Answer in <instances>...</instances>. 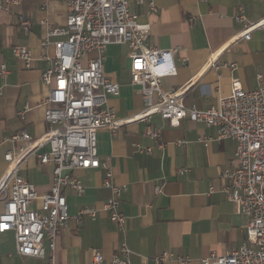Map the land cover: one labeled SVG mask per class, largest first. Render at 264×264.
Segmentation results:
<instances>
[{
  "label": "crops",
  "instance_id": "obj_1",
  "mask_svg": "<svg viewBox=\"0 0 264 264\" xmlns=\"http://www.w3.org/2000/svg\"><path fill=\"white\" fill-rule=\"evenodd\" d=\"M154 3L155 12L147 7L136 10L138 22L149 24V45L177 50L176 74L161 80L165 91L181 88L186 106L205 110L214 106L219 96L230 93L233 79H238L245 90L264 85V28L252 31L250 39L244 40L238 35L245 25L232 18L236 5L241 4L247 18L258 21L264 17V0ZM65 16L66 8L59 1H50L43 7L42 0H22L9 11H0V64L8 70L0 80V179L7 169L4 154L12 148L7 139L13 133L24 128L33 139H40L50 130L44 120L49 86L41 81L47 62L40 41L46 28L62 26ZM21 19L30 21L28 29ZM15 45L29 49L30 67L13 56ZM48 53H53L52 48ZM127 53L124 45H108L103 71L119 85L118 94L109 96L107 105L117 118L130 120L114 133L101 128L96 135L98 156L109 158L115 182L125 186L120 201V210L127 218L125 229L118 230L103 212L94 219L83 216L76 221L80 208H99L109 197L101 184L102 169L76 171L84 193L78 196L65 190L71 219L57 235L56 263L93 264L92 249H97L102 255L101 263L109 264L121 243L129 249L130 264H156L154 257L166 251L188 256L191 264H201L200 259L210 253L221 255L238 248L244 242L247 218L227 201L220 178L233 157L234 141L217 140L214 127L187 118L176 127L158 114L148 121L135 118L143 110V102L130 83ZM22 109L24 120L17 116ZM147 126L159 132V145L145 135ZM202 137L213 139L205 146L199 140ZM144 147H150L151 152H143ZM183 168L187 170L180 173ZM50 170V166H40L31 156L18 174L41 194L48 191ZM44 245L48 255L47 242ZM0 264H46V260L17 256L12 234L4 233L0 234Z\"/></svg>",
  "mask_w": 264,
  "mask_h": 264
},
{
  "label": "built area",
  "instance_id": "obj_2",
  "mask_svg": "<svg viewBox=\"0 0 264 264\" xmlns=\"http://www.w3.org/2000/svg\"><path fill=\"white\" fill-rule=\"evenodd\" d=\"M21 1L0 0V11H9ZM50 1H59L66 8L64 24L47 27L40 41L47 62L41 81L49 86L44 100V120L51 127L40 139H33L24 128L7 139L12 148L4 154L7 169L0 179V234H12L15 254L57 264L56 238L71 219L65 190H72L78 196L84 193L83 183L75 174L79 170L102 169L101 184L109 191V197L99 208H80L76 221L80 222L83 216L94 219L98 212H103L118 230L125 229L127 218L120 210L125 186L115 182L109 158L98 156L96 137L99 129L107 128L114 133L130 120L117 118L107 105L108 97L118 94L119 85L103 71L106 47L124 45L130 60V83L143 102V110L135 118L148 121L150 116L158 114L172 127L187 118L214 127L215 139H230L235 143L233 157L220 178L227 201L247 218L244 242L221 255L210 253L200 263L264 264V85L245 90L238 79H233L230 93L219 96L214 106L205 110L186 106L183 89L165 91L161 84L163 78L176 74L177 50L149 45V24L138 22L136 9L147 7L155 12L154 0H42L43 7ZM232 18L245 25L238 35L244 40L250 39L252 31L264 28V17L250 21L241 4L236 5ZM21 24L28 29L30 21L21 19ZM50 48L52 54L48 53ZM12 54L25 67H30L32 57L28 48L15 45ZM7 74L6 66L0 64V80ZM257 79L261 80L260 74ZM24 115L25 109L17 112L21 120ZM145 135L159 145L160 134L156 129L147 126ZM212 139L199 140L208 146ZM142 151L149 153L151 148L144 147ZM31 156L40 166L51 168L45 193L39 194L34 185L18 174ZM186 170L183 168L180 173ZM158 191L155 187V192ZM33 204L36 206L32 207ZM128 254L126 244L121 243L109 264H130ZM92 256L93 264H102L99 250L92 249ZM153 260L156 264L166 261L191 264L188 256L171 251L156 255Z\"/></svg>",
  "mask_w": 264,
  "mask_h": 264
},
{
  "label": "rangeland",
  "instance_id": "obj_3",
  "mask_svg": "<svg viewBox=\"0 0 264 264\" xmlns=\"http://www.w3.org/2000/svg\"><path fill=\"white\" fill-rule=\"evenodd\" d=\"M123 53L125 54V51L123 50Z\"/></svg>",
  "mask_w": 264,
  "mask_h": 264
}]
</instances>
